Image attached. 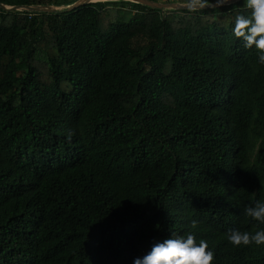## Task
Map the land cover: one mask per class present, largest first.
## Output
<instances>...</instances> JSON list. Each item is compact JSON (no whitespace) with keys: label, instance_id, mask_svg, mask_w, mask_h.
<instances>
[{"label":"trees","instance_id":"obj_1","mask_svg":"<svg viewBox=\"0 0 264 264\" xmlns=\"http://www.w3.org/2000/svg\"><path fill=\"white\" fill-rule=\"evenodd\" d=\"M76 1L0 0L59 8H0V264H132L188 231L213 264H264V245L225 235L264 227L243 213L264 200V65L232 32L243 0L65 11Z\"/></svg>","mask_w":264,"mask_h":264},{"label":"clouds","instance_id":"obj_2","mask_svg":"<svg viewBox=\"0 0 264 264\" xmlns=\"http://www.w3.org/2000/svg\"><path fill=\"white\" fill-rule=\"evenodd\" d=\"M220 4L221 0H216ZM247 10L234 17L232 32L245 49L256 52L257 63L264 65V0H243ZM185 7L196 12L204 7V0H186ZM243 213L257 225H264V200L246 204ZM196 221H192L193 227ZM226 240L233 246L264 245V227L255 231L229 229ZM214 252L207 241L197 239L192 231L182 235L172 233L162 240L154 241L148 250L132 259V264H213Z\"/></svg>","mask_w":264,"mask_h":264},{"label":"water","instance_id":"obj_3","mask_svg":"<svg viewBox=\"0 0 264 264\" xmlns=\"http://www.w3.org/2000/svg\"><path fill=\"white\" fill-rule=\"evenodd\" d=\"M139 4H143L145 6L151 7V8H158V9H174V10H181V9H187L185 7V4H178V3H160V2H154L151 0H127ZM239 0H224L221 1L220 4L217 3H211L204 5V7L200 9H207V8H213V7H220L224 5H229L234 2H237ZM94 0H78L72 5L65 8V11H73L83 5L93 3ZM0 8L4 10H31V11H43V12H54L56 10H59L57 7H51V6H4L0 4Z\"/></svg>","mask_w":264,"mask_h":264},{"label":"rangeland","instance_id":"obj_4","mask_svg":"<svg viewBox=\"0 0 264 264\" xmlns=\"http://www.w3.org/2000/svg\"><path fill=\"white\" fill-rule=\"evenodd\" d=\"M95 2H99V1H102V2H104V1H109V0H94ZM110 1H114V0H110ZM158 2H160V3H164V0H159Z\"/></svg>","mask_w":264,"mask_h":264}]
</instances>
